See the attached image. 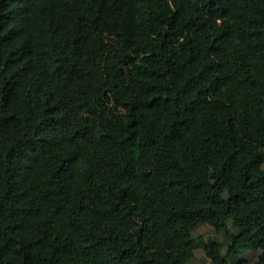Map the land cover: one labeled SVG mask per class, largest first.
Returning <instances> with one entry per match:
<instances>
[{
	"label": "trees",
	"instance_id": "obj_1",
	"mask_svg": "<svg viewBox=\"0 0 264 264\" xmlns=\"http://www.w3.org/2000/svg\"><path fill=\"white\" fill-rule=\"evenodd\" d=\"M263 157L264 0H0V264H264Z\"/></svg>",
	"mask_w": 264,
	"mask_h": 264
},
{
	"label": "rangeland",
	"instance_id": "obj_2",
	"mask_svg": "<svg viewBox=\"0 0 264 264\" xmlns=\"http://www.w3.org/2000/svg\"><path fill=\"white\" fill-rule=\"evenodd\" d=\"M201 162L207 170V178L203 179L202 176H199L197 178L200 188L206 199L211 202L217 209L222 210V198L224 196L223 186L216 177V169L214 164L210 160V155L208 153H204L201 156ZM256 163L264 167V157L257 160ZM226 213L231 219L243 217L250 224H255L257 220L256 213L252 208L239 207L233 203L228 205ZM143 218H145V213L141 209H138L136 212V219L138 221H141ZM229 227L233 230V227L230 223ZM196 234H200L203 239H206V237H213L226 245V236L222 232L213 230L211 226L204 225L199 227L196 231ZM233 247L234 252L238 253V256L244 260V264L251 263L252 259L254 258V252L250 248L242 252H238L240 250H238L235 245H233ZM223 250H225V247L223 248ZM190 264H210V262L205 259L201 246H198L195 249L194 257L192 258Z\"/></svg>",
	"mask_w": 264,
	"mask_h": 264
}]
</instances>
